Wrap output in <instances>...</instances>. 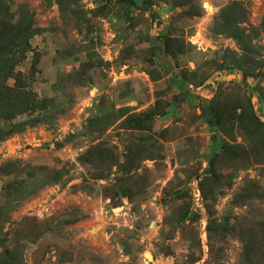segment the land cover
<instances>
[{
    "label": "rangeland",
    "instance_id": "374dc122",
    "mask_svg": "<svg viewBox=\"0 0 264 264\" xmlns=\"http://www.w3.org/2000/svg\"><path fill=\"white\" fill-rule=\"evenodd\" d=\"M0 264H264V0H0Z\"/></svg>",
    "mask_w": 264,
    "mask_h": 264
},
{
    "label": "bare ground",
    "instance_id": "6f19581e",
    "mask_svg": "<svg viewBox=\"0 0 264 264\" xmlns=\"http://www.w3.org/2000/svg\"><path fill=\"white\" fill-rule=\"evenodd\" d=\"M147 258H149L148 254H146Z\"/></svg>",
    "mask_w": 264,
    "mask_h": 264
}]
</instances>
